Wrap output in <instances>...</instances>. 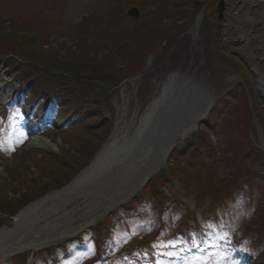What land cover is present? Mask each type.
I'll return each mask as SVG.
<instances>
[{"label": "rangeland", "instance_id": "1", "mask_svg": "<svg viewBox=\"0 0 264 264\" xmlns=\"http://www.w3.org/2000/svg\"><path fill=\"white\" fill-rule=\"evenodd\" d=\"M263 3L0 0V227H12L13 215L22 208L68 184L113 128L140 117L178 71L192 78L193 86L201 88L200 83L212 91L209 113L177 142L160 172L141 189L95 224L75 231L84 230L79 236L68 233L38 250V263L124 264L145 243L147 249L156 245L146 251V259L164 263L165 254L178 257L195 238L205 253L180 264H264V91L259 82L264 75ZM134 6L142 12L140 21L127 15ZM58 84L73 99L72 106L90 118L92 128L61 127L69 115L63 108L58 117L42 111L32 116L34 103L50 110L62 102L43 98L59 91ZM14 91L25 94L23 100ZM173 95L165 99L170 113L152 116L150 133L164 130L166 117L180 109ZM191 102L184 105L186 110ZM16 105L24 123L15 122V129L4 118L12 114L5 108ZM28 123L39 124L50 147L29 146L30 134H22ZM117 160L111 157L107 163ZM106 167L105 162L101 172ZM100 177L99 170L90 185L74 189L66 208L75 209L91 189L87 196L92 198L108 191L113 181ZM179 200L185 205L173 207ZM205 233L208 243H203ZM224 233L225 240L217 239ZM178 237L185 242L172 247L170 242ZM161 243L169 246L159 247ZM219 244L246 262L229 252L232 260H227ZM28 254L16 255L11 264H27Z\"/></svg>", "mask_w": 264, "mask_h": 264}, {"label": "bare ground", "instance_id": "2", "mask_svg": "<svg viewBox=\"0 0 264 264\" xmlns=\"http://www.w3.org/2000/svg\"><path fill=\"white\" fill-rule=\"evenodd\" d=\"M257 1L264 2V0H255V2ZM261 11L260 15L264 21V5ZM201 19L202 17L199 19L197 27H199ZM247 20L253 22L254 19L248 17ZM187 78L180 76L178 71L172 73L159 95L152 99L140 117L136 116L125 126L116 125L113 128L103 142L89 171L75 177V182L71 186L49 194L31 206V212H25L27 215L16 217L17 225L14 229L2 228L0 230V260L12 251L22 250L33 257L45 245L61 240L68 233H74L86 224H95L108 210L136 192L150 176H153L157 171L160 172L169 157L173 144L194 132L198 123L209 113L214 101V95L210 89L204 88L200 83L197 85L206 91L193 86L192 78ZM259 82L264 91V75L262 73L259 76ZM172 93L177 94L173 96H175L174 101L178 100L180 103V106H177L180 109L166 117L164 130L150 133L147 126L153 120L152 116L158 112L167 115L170 113L169 99L166 102L165 99ZM189 101H192L189 104L190 109L186 110L187 106L184 105ZM182 108L184 112H181ZM179 115L182 116L178 117ZM152 138L157 139L156 142L149 141ZM28 144L29 146H51L49 139L40 135L30 138ZM114 150L118 151V160L106 162L107 167L103 169L100 177V180L106 182L111 178L110 181H113V185L108 186V191L97 193L95 198L90 197L93 190L91 189L89 193H84V196L77 200L79 204L75 206V209L66 208V201L69 198L70 201L73 200L70 195L78 187V182L83 183L86 180L85 176L90 175L92 173L90 171L95 169V166L98 167L102 164L108 154ZM93 175L95 174L93 173ZM92 181L90 178L85 185H90ZM85 189L87 190V188ZM53 201L60 203L53 205L55 204Z\"/></svg>", "mask_w": 264, "mask_h": 264}, {"label": "trees", "instance_id": "3", "mask_svg": "<svg viewBox=\"0 0 264 264\" xmlns=\"http://www.w3.org/2000/svg\"><path fill=\"white\" fill-rule=\"evenodd\" d=\"M67 78H70V77H67ZM59 85L60 84H58L59 91H53L52 90V92L50 93V96H55V97L57 96V97L62 99V106H58V108L65 109L67 111V113L69 114L67 117H70V116H73V115L75 117H78L79 119L78 118H77L78 120L76 119L77 123L78 124L80 123L82 125V127H84L85 129L92 128V122H91L90 118L86 115V113L83 110L79 111L76 107L72 106L71 103H72L73 99L68 94V92H66L65 90L61 91L62 86H59ZM68 104L70 106L69 108L67 107ZM181 205L184 206L185 204L183 203Z\"/></svg>", "mask_w": 264, "mask_h": 264}, {"label": "water", "instance_id": "4", "mask_svg": "<svg viewBox=\"0 0 264 264\" xmlns=\"http://www.w3.org/2000/svg\"><path fill=\"white\" fill-rule=\"evenodd\" d=\"M128 14L130 15V16H132V17H134V18H137V17H139L140 16V11H139V8L138 7H131V9L128 11ZM200 18H201V16H200ZM199 18V19H200ZM199 21V20H198ZM176 143V142H175ZM175 143L173 144V146L175 145ZM115 154H118V151H115L114 152ZM109 155V154H108ZM111 158V157H110ZM110 158H108L107 160H109ZM101 165V164H100ZM91 167H92V165L91 166H89L86 170H84L82 173L84 174V173H86L87 171H89L90 169H91ZM101 169H102V167H96L95 166V169H93V170H91L90 172H92L90 175H88V176H85V178H86V180L83 182V183H80V182H78V184H85V183H87L89 180H90V178H92L94 175H93V173L95 174V172L97 173L99 170H100V173L102 174V172H101ZM81 174V173H80ZM79 174V175H80ZM78 175V176H79ZM93 175V176H92ZM92 176V177H91ZM77 177V176H76ZM73 182H75V178L73 179V181H71L67 186H65L64 188H67L68 186H71L72 184H73ZM64 188H62V189H64ZM61 189V190H62ZM61 190H59V191H61ZM58 192V191H57ZM41 199V198H40ZM38 201V200H37ZM37 201H35V202H33V203H31L29 206H27L20 214H19V217H21V216H25V215H27V213H30L31 211H30V207L31 206H33L34 204H36V203H38ZM123 201V200H122ZM120 203V202H119ZM118 203V204H119ZM25 212H27L26 214H25ZM105 215V214H104ZM16 226V225H15ZM23 251V250H22ZM18 252H20V251H12V252H10V253H18Z\"/></svg>", "mask_w": 264, "mask_h": 264}, {"label": "snow or ice", "instance_id": "5", "mask_svg": "<svg viewBox=\"0 0 264 264\" xmlns=\"http://www.w3.org/2000/svg\"><path fill=\"white\" fill-rule=\"evenodd\" d=\"M17 114L16 113H12V114H10L9 115V120L11 121L15 116H16ZM3 144H4V142L2 141V140H0V147H3ZM140 226H142V225H137V227H140ZM221 227H223V225H220ZM226 236H227V234L226 233H224V234H218L217 235V239H219V240H225L226 239ZM204 243H208V237H207V233H205L204 234ZM185 241H184V238L183 237H178L177 239H176V241H174V242H170V244H171V246L172 247H175L176 246V244L177 243H184ZM156 245H154V247H155ZM159 247H167V246H169V245H167V244H164V243H161L160 245H158ZM193 246H195V247H200V245L197 243V240L195 239V238H193ZM244 251H247V249H243ZM233 264H238V262H236V261H233Z\"/></svg>", "mask_w": 264, "mask_h": 264}]
</instances>
